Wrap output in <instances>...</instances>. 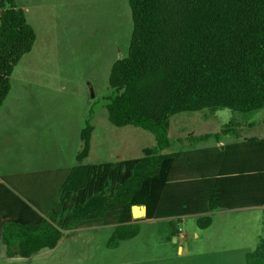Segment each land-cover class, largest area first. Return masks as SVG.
<instances>
[{
    "label": "trees",
    "instance_id": "trees-1",
    "mask_svg": "<svg viewBox=\"0 0 264 264\" xmlns=\"http://www.w3.org/2000/svg\"><path fill=\"white\" fill-rule=\"evenodd\" d=\"M128 2L133 31L128 56L110 72L115 95L106 106L108 119L115 127L149 131L157 145L139 159L85 165L94 132L87 125L78 164L61 183L57 206L48 212L28 200L45 217L5 220L1 239L9 258L53 250L64 231L83 225H114L108 245L118 247L139 235V221L132 217L136 205L146 206V219L171 224L196 216L202 229L211 226L210 214L217 210L264 212V139L228 145L215 158L209 150L164 153L171 147V118L177 114L264 108V0ZM35 42L25 11L15 0H0V108L15 67ZM232 130L230 123L220 133L191 139L220 142ZM203 157L211 160L209 167L199 166ZM176 234L180 227L174 226ZM246 264H264V237L247 254Z\"/></svg>",
    "mask_w": 264,
    "mask_h": 264
},
{
    "label": "rangeland",
    "instance_id": "rangeland-1",
    "mask_svg": "<svg viewBox=\"0 0 264 264\" xmlns=\"http://www.w3.org/2000/svg\"><path fill=\"white\" fill-rule=\"evenodd\" d=\"M15 1L36 42L15 67L0 108V193L5 185L36 202L28 197L32 184L58 183L46 171L78 164L87 125L94 132L85 165L139 159L145 149L156 147L147 130L113 126L106 109L115 95L109 84L112 66L129 53L133 23L128 0ZM230 123L233 130L222 137L224 144L264 139V108L246 113L204 109L171 118L172 147L164 153L209 150L215 158L223 150L216 140L190 138L220 133ZM18 183L25 191H17ZM210 216L206 229L195 216L172 224L145 219L138 223L139 235L118 247L108 245L113 227L77 226L64 232L55 249L31 258H9L0 240V264H246L247 254L264 237L263 209L217 210ZM174 226L180 234L173 237Z\"/></svg>",
    "mask_w": 264,
    "mask_h": 264
},
{
    "label": "crops",
    "instance_id": "crops-1",
    "mask_svg": "<svg viewBox=\"0 0 264 264\" xmlns=\"http://www.w3.org/2000/svg\"><path fill=\"white\" fill-rule=\"evenodd\" d=\"M190 140H191V138H190ZM178 141L180 142V141H182V139H179ZM240 142H242V141H239V139H237L236 142L224 144V142L221 139V141L218 142V144L220 145V147H222V149H223L222 151H224L226 146L236 144V143H240ZM171 147H172V142H171ZM204 151H206V150H203L201 152H204ZM174 153H181V154L183 153L184 154L187 152H169V153H165V154H174ZM202 156H203V154H202ZM125 161H128V160H125ZM119 162H121V161H119ZM210 162H211V160L209 158L203 157V159L200 161L199 166H201L203 168L209 167ZM188 167H190V166H180L179 168L181 169V168H188ZM70 169H56L53 171H46V172H50L49 174L51 177H58V183L55 185V187H49V186H46L44 184H40L38 186L32 184L33 186H35V188H33L32 192H30V196H28V197H30L31 199H34V201H36L41 207H43L48 212L51 211L52 208L56 207L58 204L61 183L66 178ZM36 182H42V181L38 180V181H34L33 183H36ZM17 186H18L17 191H25L24 185L22 183H18ZM1 188H2V193H0V197L1 196L2 197L0 198V240H2L1 239V230H2V226L5 222V220L12 219V218L34 220V219H38L39 217H45V215L40 210H38L30 202H28V200H26L29 198H27L25 196H21V194L20 195L14 194L5 185H2ZM25 205H27L28 207L26 208ZM246 209H250V208H246ZM261 209H263V208H261ZM237 210H240V209H237ZM219 211H223V210H219ZM215 212L216 211H214L213 213H215ZM132 217H133V213H132ZM145 219H146V217H144V219H140V220L135 219L133 217V220L139 221V222L143 221ZM108 226L113 227V229H114V225H108ZM97 227H102V226H97ZM104 227H106V226H104ZM71 230H66V231H71ZM66 231H64V232H66ZM174 241H176V239ZM180 250L183 251L182 249H180ZM6 255H7V251H6Z\"/></svg>",
    "mask_w": 264,
    "mask_h": 264
},
{
    "label": "water",
    "instance_id": "water-1",
    "mask_svg": "<svg viewBox=\"0 0 264 264\" xmlns=\"http://www.w3.org/2000/svg\"><path fill=\"white\" fill-rule=\"evenodd\" d=\"M132 213H133V217L135 219L144 218L147 216V208H146V206H137L136 205V206H133Z\"/></svg>",
    "mask_w": 264,
    "mask_h": 264
}]
</instances>
